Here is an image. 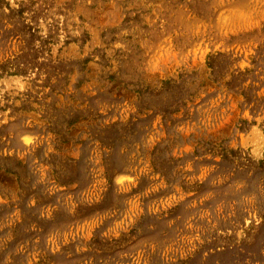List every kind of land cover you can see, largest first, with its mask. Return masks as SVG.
Segmentation results:
<instances>
[{
	"label": "rangeland",
	"instance_id": "1",
	"mask_svg": "<svg viewBox=\"0 0 264 264\" xmlns=\"http://www.w3.org/2000/svg\"><path fill=\"white\" fill-rule=\"evenodd\" d=\"M0 264H264V0H0Z\"/></svg>",
	"mask_w": 264,
	"mask_h": 264
}]
</instances>
